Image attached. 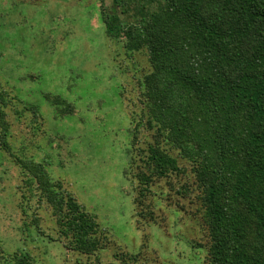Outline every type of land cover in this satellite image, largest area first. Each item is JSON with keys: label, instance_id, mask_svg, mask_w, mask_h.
<instances>
[{"label": "rangeland", "instance_id": "374dc122", "mask_svg": "<svg viewBox=\"0 0 264 264\" xmlns=\"http://www.w3.org/2000/svg\"><path fill=\"white\" fill-rule=\"evenodd\" d=\"M137 1L0 0L10 145L0 146V264H14L15 251L35 264H212L199 163L171 143L168 129L156 139L160 124L143 87L149 49L131 50L127 38L106 30L107 15L136 24ZM151 144L175 157L179 169L154 176L144 190L141 172L150 170L141 160L146 153L138 154ZM18 159L49 160L47 170L107 235L104 248L90 254L66 246L51 230L50 210L32 196L36 188L19 194L25 175Z\"/></svg>", "mask_w": 264, "mask_h": 264}, {"label": "trees", "instance_id": "16d2710c", "mask_svg": "<svg viewBox=\"0 0 264 264\" xmlns=\"http://www.w3.org/2000/svg\"><path fill=\"white\" fill-rule=\"evenodd\" d=\"M137 2L142 17L136 24H123L112 14L104 16L106 30L127 38L131 50L149 49L152 70L143 87L160 124L156 139L164 134L162 127L168 129L171 143L199 163L210 260L264 264V0ZM8 95L0 89L4 150L10 149ZM139 152L146 153L141 160L150 170L141 172L144 190L154 176L179 169L177 159L156 144ZM48 161L17 160L25 175L19 194L27 197L24 189L36 188L32 196L50 210L51 230L68 240L69 249L91 254L104 248L108 237L98 221L62 179L51 175ZM40 220L35 216L36 228ZM11 257L14 264H35L25 252Z\"/></svg>", "mask_w": 264, "mask_h": 264}]
</instances>
